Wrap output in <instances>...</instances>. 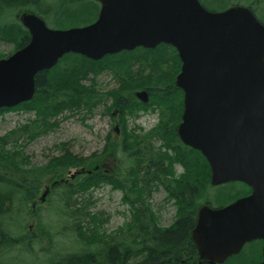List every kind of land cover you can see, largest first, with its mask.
<instances>
[{
  "label": "trees",
  "instance_id": "1",
  "mask_svg": "<svg viewBox=\"0 0 264 264\" xmlns=\"http://www.w3.org/2000/svg\"><path fill=\"white\" fill-rule=\"evenodd\" d=\"M201 1L208 8L217 2ZM229 2L226 0L222 8L230 6ZM259 5L248 4L264 22L257 13ZM99 10L96 0H0V41L12 42L14 51L29 42L30 34L17 18L6 20L24 11L36 13L49 26L68 28L93 22ZM180 70L177 50L164 43L156 48L138 47L107 55L98 61L70 53L52 69L36 75L34 99L15 107L0 108V114L13 109L35 113V119L0 138V247L27 242L29 234L15 236L12 225L19 223L26 208L32 210L31 203L41 201L38 196L46 181L70 186L72 181L65 182L68 170L81 167L92 171L77 175L85 189L101 182L122 188L124 201L133 209L131 221L125 228L108 234L101 230L99 215L88 214L85 218L84 211L76 208L85 203L87 196L64 195L62 205L65 209L72 207L78 240L84 247L82 252L50 257L48 264H180L175 262L182 261L185 255L195 256L192 229L198 207L206 203L225 205L249 194L250 188L241 182H230L213 186L226 193L218 192L215 198L209 196L212 185L208 161L200 151L186 146L177 133L183 113V91L175 84ZM104 71L112 73L117 86L100 92L94 78ZM87 80L93 83L85 84ZM138 90H146L150 95L147 104L135 97ZM106 102L110 104L105 106V113L112 115L113 108L119 112L123 130L119 151L125 162L131 164L128 169L118 167L114 173L102 172L98 170L99 154L80 157L65 143L57 147L61 153L47 163L41 166L31 163V157L25 153L27 142L53 129L66 112L92 113ZM146 111L158 113L157 124L144 133L141 127L129 128L127 118L138 117ZM136 129L140 132L136 133ZM22 139L26 143H21ZM155 140L161 141L158 147ZM176 163L183 166L184 172L180 175L173 170ZM154 185L165 188L168 198L178 207L177 219L166 228L158 225L145 200ZM54 188L59 189L57 184ZM75 195L76 202H71ZM226 197L229 201L222 202ZM252 252L234 256L224 264H251L256 257L255 250Z\"/></svg>",
  "mask_w": 264,
  "mask_h": 264
},
{
  "label": "water",
  "instance_id": "2",
  "mask_svg": "<svg viewBox=\"0 0 264 264\" xmlns=\"http://www.w3.org/2000/svg\"><path fill=\"white\" fill-rule=\"evenodd\" d=\"M99 2L94 22L66 29L32 12L19 15L30 40L0 59V107L32 100L36 75L68 53L97 61L173 46L182 62L175 82L184 92L181 141L207 159L212 185L240 181L252 190L226 206L199 209L192 237L200 257L222 263L247 242L264 241V23L244 5L216 11L200 0ZM135 96L150 99L146 90Z\"/></svg>",
  "mask_w": 264,
  "mask_h": 264
},
{
  "label": "rangeland",
  "instance_id": "3",
  "mask_svg": "<svg viewBox=\"0 0 264 264\" xmlns=\"http://www.w3.org/2000/svg\"><path fill=\"white\" fill-rule=\"evenodd\" d=\"M216 1V3H213L215 5L213 9H223L222 6L226 4V0ZM229 1L230 5L236 2L243 5L260 4L257 6V13L264 18V0ZM16 15L6 18V20L17 18ZM14 48L15 46L12 42L0 41V55L9 56L14 52ZM94 79L100 92L108 91L117 86L116 80L109 71L102 72L95 76ZM92 83L91 80L85 81V84ZM109 104L110 102H106L99 107L97 106L92 113L85 111L77 113L66 112L60 117L58 125L53 129L27 143L26 140L22 139L20 142L26 143L25 153L31 157V163L35 166L47 163L52 156H57L61 153L57 147L65 143L68 144L73 154L80 157L87 158L93 154H99L98 170L102 172L112 170V173H114L118 167H122L124 171L128 169L131 164L125 162L126 160L119 151L123 137L122 122L119 112L116 111L117 109L113 108L111 110L112 115L104 112L105 106ZM33 119H35L34 112H26L20 109L7 110L1 113L0 138ZM127 120L129 128L133 130L141 127L144 130L141 133H144L157 124L158 113L146 111L138 117H129ZM139 132L140 130L136 129V133ZM154 144L158 147L161 141L155 140ZM75 170L72 169L71 173H67L65 176L66 179H69L68 182L72 181L70 186H67V184L62 186L63 183H59L61 187L57 184L59 189L55 191V185L52 186V182L46 181L43 184L38 197L42 196L46 185L50 186L45 200H37L32 210L26 208L19 223L12 225L11 232L15 236L24 232L29 234L27 242L0 247V264H48L50 257L56 256L58 258V256H64L68 253L72 254L78 252V250L82 252L83 248L81 247L84 246L80 242L81 240H78V231L71 212L72 207L65 209L61 202L64 195L68 197L81 193L87 196L85 203L76 208L84 211L83 217L85 218H88V214L99 215L101 217V230L106 231L108 234L125 228L126 224L131 221L133 209H131L129 203L124 201L122 188L101 182L97 186L85 189L81 186L77 176L74 178L70 177ZM173 170L175 174L179 175L183 172V166L177 163L174 165ZM218 192H225V190H219L211 186L208 194L210 197L215 198ZM76 195L70 199L71 202H76ZM145 200L150 204L151 212L154 213V217L160 227L166 228L177 219L179 214L178 207L173 199L168 198L166 189L162 186L156 187L154 185L150 195L146 196ZM228 201L229 198L227 197L222 199V202ZM219 204L215 203L216 206ZM31 205L33 204L31 203ZM44 232L48 235H45ZM248 245L250 244L246 246ZM250 246L252 251L256 250L255 245ZM252 251L247 250L241 254L246 256L247 253L251 254ZM254 260L251 264H255Z\"/></svg>",
  "mask_w": 264,
  "mask_h": 264
},
{
  "label": "flooded vegetation",
  "instance_id": "4",
  "mask_svg": "<svg viewBox=\"0 0 264 264\" xmlns=\"http://www.w3.org/2000/svg\"><path fill=\"white\" fill-rule=\"evenodd\" d=\"M183 172H184V170H183ZM201 206H199L198 209H197V218H198V213H199V209L201 208ZM196 223H197V220H196ZM195 226H196V224H195ZM195 226L193 227V229L195 228ZM193 229H192V232H193ZM192 239H193V237H192ZM193 242H194V240H193ZM194 244H195V242H194ZM247 244L256 246V248H255L256 249L255 250L256 257H254L253 260L255 259L254 260L255 264H260L262 262V260H263L262 248H263L264 241L262 239H258V240L254 241V242H251V243L249 242ZM250 245H248V246H246L244 248L243 253L245 251H247V250H251L252 251V247ZM255 246H253V247H255ZM195 247H196V255L195 256H193V255H191V256L185 255V257H183L182 261H180V262L176 261L175 263H180V264H209L207 260H204V259H202L200 257L199 252L197 250L196 244H195ZM260 247H261V251H260ZM252 253H254V252H252ZM240 255H242V254H240ZM246 255H248V253Z\"/></svg>",
  "mask_w": 264,
  "mask_h": 264
}]
</instances>
